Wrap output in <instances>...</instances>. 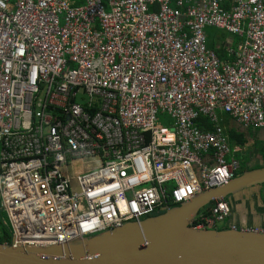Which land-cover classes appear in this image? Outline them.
Returning a JSON list of instances; mask_svg holds the SVG:
<instances>
[{
	"label": "built area",
	"instance_id": "built-area-1",
	"mask_svg": "<svg viewBox=\"0 0 264 264\" xmlns=\"http://www.w3.org/2000/svg\"><path fill=\"white\" fill-rule=\"evenodd\" d=\"M209 27L243 39L228 60ZM224 116L264 129V0H0V242L51 246L227 186L244 149ZM211 211L194 226L232 215Z\"/></svg>",
	"mask_w": 264,
	"mask_h": 264
},
{
	"label": "water",
	"instance_id": "water-1",
	"mask_svg": "<svg viewBox=\"0 0 264 264\" xmlns=\"http://www.w3.org/2000/svg\"><path fill=\"white\" fill-rule=\"evenodd\" d=\"M264 185V167L248 169L227 186L196 196L160 215L51 246L0 242V264H264V231L237 225L195 227L215 201ZM0 217L11 224L5 211Z\"/></svg>",
	"mask_w": 264,
	"mask_h": 264
},
{
	"label": "rangeland",
	"instance_id": "rangeland-1",
	"mask_svg": "<svg viewBox=\"0 0 264 264\" xmlns=\"http://www.w3.org/2000/svg\"><path fill=\"white\" fill-rule=\"evenodd\" d=\"M216 35V37L218 38V40L222 39L223 43H227L228 40L230 38H233L235 40V43H241L243 41V39L238 36V35H232V34H228L225 33L221 30L215 29V28H210L208 29V36H212V35ZM162 124L165 126L164 122H162ZM236 128L241 130V131H245L246 129H243L240 125L237 126ZM259 133V131H258ZM250 139V144L247 146V150H243V155L245 156H250L251 160H250V166H256L258 164L264 165V161L260 160L261 157L259 155H257V150H253L252 154L249 155V148L251 149L252 147H254L256 144H258L259 141V137H255V144L252 142V139L249 137ZM260 144V143H259ZM258 150L264 152V146L262 144H260L258 146ZM98 166H91L88 169H83V170H79L78 174H84V173H88L94 169H97ZM250 193V204H247L246 198H242V196L236 199V196H229L228 200L231 202L232 207H233V213L232 216L230 217V221L232 224H235L239 227H253V226H263L264 224V187H256L253 189H250V191H247ZM240 206V210L237 209V206ZM248 206V207H247ZM178 207V206H175ZM246 210V213L248 215V213H251L254 217H255V222H242L241 219V214L242 212ZM244 214V213H243ZM220 227L225 226L224 224H220ZM264 228V227H261ZM0 237L3 239L5 234H10L11 230L10 227L8 226V224L6 223V221L0 217Z\"/></svg>",
	"mask_w": 264,
	"mask_h": 264
},
{
	"label": "trees",
	"instance_id": "trees-1",
	"mask_svg": "<svg viewBox=\"0 0 264 264\" xmlns=\"http://www.w3.org/2000/svg\"><path fill=\"white\" fill-rule=\"evenodd\" d=\"M211 28H215V27H211ZM216 38L217 37H216L215 34L212 35V36H209V41H208L209 48L212 49V50H215L222 60H228L229 59V53L227 52V50L223 46L220 47L218 45V41H216ZM203 119L204 118H202V120ZM208 121H209V119H208ZM223 124L227 128V131L230 134V137L232 138L231 142L234 145V147H236V146L247 147L248 146V144L250 143L249 137L251 138V134H253L252 129L249 128L248 130H245L244 132H241L239 129L236 128L237 124L232 122L228 116H224ZM208 128L212 129L213 126H210ZM263 146H264V144H263ZM252 150H253V148L250 149V151H252ZM259 155L261 156L260 160L264 161V152L259 151ZM240 156H241V153L238 155V157L240 158ZM240 160L242 162V170L239 172V174L237 175L236 178L242 176L245 173V171L248 170V169H251V170L252 169H259V168L262 167V165H256V166L251 167L250 163L248 162L250 160V157H249L248 160H246V159L242 160L241 158H240ZM227 201H229V200H227ZM215 205H216V202H214L213 204H211L210 206L205 208L203 210V212H206L208 215H211V210L210 209L212 207H214ZM174 206L175 205H172L171 207H174ZM165 211H166V209L162 208L160 213L151 214L149 216L157 215V214L159 215V214H161V213H163ZM195 223H197V222H195ZM225 227H228V225L220 227V229H223ZM0 241H9V238L7 237L5 239H2L0 237Z\"/></svg>",
	"mask_w": 264,
	"mask_h": 264
},
{
	"label": "crops",
	"instance_id": "crops-1",
	"mask_svg": "<svg viewBox=\"0 0 264 264\" xmlns=\"http://www.w3.org/2000/svg\"><path fill=\"white\" fill-rule=\"evenodd\" d=\"M209 28H211V27H209ZM209 28H208V29H209ZM215 28L218 29V30H221V31H223V32H225V33H228V32H226V31H224V30H222V29H219V28H217V27H215ZM208 29H207V33H208ZM228 34H231V33H228ZM232 35H233V34H232ZM208 41H209V36H208ZM216 41H218V45H219L220 47L223 46V47L227 50V52H229V49H230V48L235 49V48H237L238 45H239V43H238V44L235 43V40H234L233 38H230L226 44L222 42V39H221V40H218V38H216ZM229 58H230V57H229ZM163 118L165 119V121H166L167 123H170V119H169V118H168V119H167V117H163ZM203 118H204L203 121L198 123V125L200 126V128L203 129L204 131H209V130L212 131V130L214 129V125L211 123V121H208V117H207V116H204ZM240 125H241V124H240ZM210 126H213V128H212V129H209L208 127H210ZM242 128L248 130V129L245 128V127H242ZM240 131H241V130H240ZM258 131H259V133H257V134H258V137L260 138L259 141L264 142V141H263V140H264V130H258ZM241 132H244V131H241ZM254 141H255V140L252 139V142L255 144ZM249 144H250V143H249ZM249 144H248V145H249ZM258 144H259V143H258ZM256 145H257V144H256ZM249 155H250V154H249ZM249 157H250V156H246V160H248ZM240 158L243 159V160H245V156L243 155V153H241ZM250 160H251V158H250ZM250 160L248 161L249 163H250ZM258 165H261V164H258ZM262 167H264V165H262Z\"/></svg>",
	"mask_w": 264,
	"mask_h": 264
},
{
	"label": "flooded vegetation",
	"instance_id": "flooded-vegetation-1",
	"mask_svg": "<svg viewBox=\"0 0 264 264\" xmlns=\"http://www.w3.org/2000/svg\"><path fill=\"white\" fill-rule=\"evenodd\" d=\"M250 129H252V132H253V134H251V139H255V137H258V130H253V128H251L250 127ZM259 130H264V129H259ZM264 141V140H263ZM260 144H264V142H259ZM260 144H257V145H255L254 147H252L253 148V150H257V155H259V150H258V146L260 145ZM248 148L247 147H245V149L244 150H247ZM249 150H250V148H249ZM252 150V151H253ZM252 151H249V154H252ZM243 153V152H242ZM260 156V155H259ZM261 157V156H260ZM243 160V159H242ZM241 161V160H240ZM241 164H242V162H241ZM239 174V173H238ZM256 187H259V186H256ZM255 187V188H256ZM261 187V186H260ZM262 187H264V185L262 186ZM239 196L241 197L242 196V198H246V201H247V204H250V199H251V197H250V193L249 192H243V193H241V194H239L238 196H236V199L237 198H239ZM248 207V206H247ZM237 209H239L240 210V206L238 205L237 206ZM160 213V212H159ZM244 213V214H243ZM158 215V214H157ZM160 215V214H159ZM241 216V219H242V222H255V217L251 214V213H248V215H247V213H246V210H244L243 212H242V214L240 215ZM239 227V226H238ZM261 227H264V224H263V226H253V227H241V228H255V229H260Z\"/></svg>",
	"mask_w": 264,
	"mask_h": 264
},
{
	"label": "clouds",
	"instance_id": "clouds-1",
	"mask_svg": "<svg viewBox=\"0 0 264 264\" xmlns=\"http://www.w3.org/2000/svg\"><path fill=\"white\" fill-rule=\"evenodd\" d=\"M240 124H237V126H239ZM241 127H245V128H247V129H249L250 127H246V126H244V125H240ZM237 147H242L243 149H245V147H243V146H237ZM242 170V169H241ZM227 203H229V205L232 207V204H231V202L230 201H227V200H225ZM216 202V205H217V203L218 202H223V201H215ZM214 203V202H213ZM212 203V204H213ZM182 204V203H181ZM175 206H179L180 205V203H178V204H174ZM174 206V207H175ZM210 206V205H209ZM171 208H173V207H171ZM207 208V207H206ZM166 210H169V209H166ZM210 210H213V207L210 209ZM159 213V212H158ZM202 213H206V212H203V210H202V212L200 213V215H199V217L202 215ZM211 213H212V211H211ZM232 213H233V207H232ZM152 216H156V215H152ZM232 216V215H231ZM230 216V217H231ZM150 217V216H149ZM198 217V218H199ZM230 217H229V219H228V221H226L225 223H224V225H228V226H232V225H235V224H232L231 223V221H230ZM147 218V217H146ZM198 218L197 219H195V222H198ZM143 220V219H142ZM138 221V220H137ZM140 221V220H139ZM128 222V221H127ZM194 222V224H197V223H195ZM124 224V223H123ZM221 223H218V224H216L214 227L215 228H218V229H220V225ZM117 227V226H116ZM223 227V226H222ZM114 228V227H113ZM208 228H212V227H208ZM263 231V230H262ZM100 233V232H99Z\"/></svg>",
	"mask_w": 264,
	"mask_h": 264
}]
</instances>
